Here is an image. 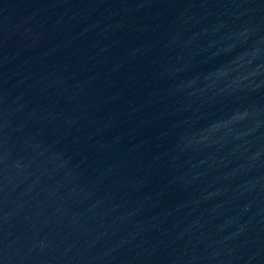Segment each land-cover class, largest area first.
<instances>
[{
  "label": "water",
  "instance_id": "obj_1",
  "mask_svg": "<svg viewBox=\"0 0 264 264\" xmlns=\"http://www.w3.org/2000/svg\"><path fill=\"white\" fill-rule=\"evenodd\" d=\"M0 264H264V0H0Z\"/></svg>",
  "mask_w": 264,
  "mask_h": 264
}]
</instances>
